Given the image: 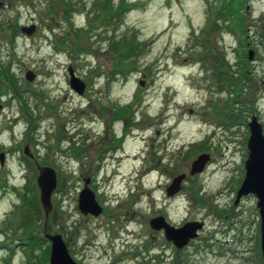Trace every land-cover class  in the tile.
I'll return each instance as SVG.
<instances>
[{
    "label": "rangeland",
    "instance_id": "rangeland-1",
    "mask_svg": "<svg viewBox=\"0 0 264 264\" xmlns=\"http://www.w3.org/2000/svg\"><path fill=\"white\" fill-rule=\"evenodd\" d=\"M122 1L0 0V264H31L30 248L35 264L45 261L28 233L50 250L47 234L61 233L80 264H264L258 198L236 204L247 122L255 115L264 127V0H245L246 39L227 24L209 30L225 0H125L115 12ZM125 39L144 47L116 44ZM70 67L87 84L83 95L70 86ZM126 106L115 126L127 134L125 153L105 158L106 123ZM203 152L210 160L191 174ZM41 166L58 178L48 218ZM87 178L99 216L79 209ZM160 215L204 227L179 249L150 226Z\"/></svg>",
    "mask_w": 264,
    "mask_h": 264
},
{
    "label": "water",
    "instance_id": "water-1",
    "mask_svg": "<svg viewBox=\"0 0 264 264\" xmlns=\"http://www.w3.org/2000/svg\"><path fill=\"white\" fill-rule=\"evenodd\" d=\"M22 31L28 35H32L36 30V25L23 26ZM254 50H249V58L253 59ZM70 86L79 94H84L87 84L76 75L73 67L69 68ZM26 78L30 81L35 79V73L29 71ZM144 84V81H142ZM251 135L248 140L249 154L245 162L246 174L242 181L241 187L237 192L236 204L242 196L255 194L258 197L257 206L261 215V247L264 258V132L262 124L258 122L256 117L249 123ZM25 152L29 154L28 147ZM209 153H202L192 163L191 174L202 172L210 160ZM5 153L0 154V161L3 164ZM40 174L37 178L40 188V200L47 218L53 209L52 194L58 185L57 173L54 168L49 166H41ZM185 175H180L167 189V194L173 196L181 190L182 180ZM85 187L80 193L79 208L84 214L100 215L103 207L96 199L95 192L89 187L90 178L85 180ZM150 225L156 230H165L166 238L173 241L178 248H183L193 238L199 235V230L203 228V222H187L181 227H175L170 224L163 216L153 217ZM47 238L51 241L50 264H80L70 253L69 247L61 233L47 234Z\"/></svg>",
    "mask_w": 264,
    "mask_h": 264
},
{
    "label": "trees",
    "instance_id": "trees-1",
    "mask_svg": "<svg viewBox=\"0 0 264 264\" xmlns=\"http://www.w3.org/2000/svg\"><path fill=\"white\" fill-rule=\"evenodd\" d=\"M126 5H128V3H125V0H123L115 12H117V13L125 12L124 10L122 11V9L126 8L125 7ZM244 5H245V0H225V3L223 2L221 8L217 11L218 17L215 19L213 25L210 27L209 30L213 31V30L218 29V27L222 26V24H227V26L229 28H231L229 30H233V31L237 32L239 34V36H243V38L246 39L247 38L246 35L248 32H247V25L245 22L246 14L243 11V9H245ZM105 6L106 7L109 6V2L106 3ZM72 8H73L72 3L70 1H66L65 10L67 12V14H66L67 16H69V13L71 12L70 9H72ZM115 12H114V15H116ZM220 16L225 17V19H223V21H220ZM123 43L125 44L124 47L129 49L131 52H138L139 50H141L144 47L143 43H136V42H133L131 39L130 40L125 39V40H122V42L120 41L119 43H116V44L122 45ZM127 54H129V52ZM117 67L120 68L121 70H127L128 69L127 66L125 65V63H121V64L117 65ZM5 78H6V84H8V87H10L9 83H12L14 85V81H13V78L11 77V74H9V75L7 74V76ZM126 108H127V106L118 108L117 117L125 116L127 113ZM204 148H206V145H204V147H202L201 151H203ZM29 190L33 191V189L31 187L29 188ZM28 199L29 198H27V200ZM31 200H32L31 201L32 205H34L35 211H39L41 206L37 202L36 195L33 194ZM25 222H28V221H25ZM25 240H27L29 242H33V243H35V245H39L40 248H42L44 260H45L42 264H47L46 262L48 261V259L50 257V249H46V248L43 249V247H42L43 243L40 242L39 237L37 238V236L32 234V233H28V235H26ZM33 249L34 248L28 249V254L30 257L29 261L30 262L32 261L31 264H35L36 263L35 261L37 260V257L33 254V251H32Z\"/></svg>",
    "mask_w": 264,
    "mask_h": 264
},
{
    "label": "flooded vegetation",
    "instance_id": "flooded-vegetation-1",
    "mask_svg": "<svg viewBox=\"0 0 264 264\" xmlns=\"http://www.w3.org/2000/svg\"><path fill=\"white\" fill-rule=\"evenodd\" d=\"M117 113H118V109H115L113 113L114 115L111 119V122L113 124L112 126H109V124L106 123L107 125V129L105 131L106 139L104 141V148H103V154H102L105 156V158L111 157L116 160L119 158L120 155H123L125 153L124 144L125 142H127V134L120 133L115 127L117 121L121 119V117H117ZM155 231H156V234L158 235L165 234L164 229L155 230Z\"/></svg>",
    "mask_w": 264,
    "mask_h": 264
},
{
    "label": "bare ground",
    "instance_id": "bare-ground-1",
    "mask_svg": "<svg viewBox=\"0 0 264 264\" xmlns=\"http://www.w3.org/2000/svg\"><path fill=\"white\" fill-rule=\"evenodd\" d=\"M130 160H131V161H134V158H133V157H131V158H130Z\"/></svg>",
    "mask_w": 264,
    "mask_h": 264
}]
</instances>
